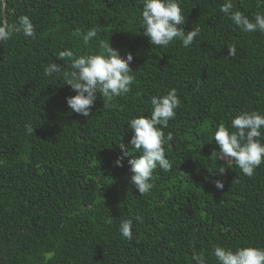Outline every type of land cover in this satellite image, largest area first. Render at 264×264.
I'll return each mask as SVG.
<instances>
[{"label": "trees", "instance_id": "1", "mask_svg": "<svg viewBox=\"0 0 264 264\" xmlns=\"http://www.w3.org/2000/svg\"><path fill=\"white\" fill-rule=\"evenodd\" d=\"M178 2L184 29H200L188 48L149 43L141 0H7L9 23L28 15L35 36L0 43V264H195L201 253L216 264L217 245L264 248V163L245 176L216 160L210 141L235 114L264 113V33L242 32L220 11L224 0ZM233 2L250 18L264 13L262 0ZM92 27L90 45L72 35ZM108 38L121 57L132 53L135 83L111 107L98 96L85 118L66 104L70 86L43 69L66 64L65 48L84 54ZM172 88L180 106L163 129L172 169L157 167L140 195L127 158L114 163L118 144L131 138L130 118L150 114V97ZM125 219L131 240L118 230Z\"/></svg>", "mask_w": 264, "mask_h": 264}, {"label": "clouds", "instance_id": "2", "mask_svg": "<svg viewBox=\"0 0 264 264\" xmlns=\"http://www.w3.org/2000/svg\"><path fill=\"white\" fill-rule=\"evenodd\" d=\"M141 4L140 26L152 46L167 47L179 40L183 47L188 48L200 35L199 28L189 31L184 29L186 17L178 0H141ZM220 11L242 32L264 33V13L257 12L250 18L234 7L233 0H224ZM98 31L97 27L86 32L77 28L72 35L87 46L97 37ZM18 34L34 38L35 26L32 20L28 15H20L15 22L9 23L7 0H0V43ZM227 47L228 56H236V45ZM57 58L66 61V64L49 62L43 69L44 75L51 77L55 74L63 78L64 83L75 93L65 97L68 108L85 118L90 116L98 96L102 98L103 106L111 107L113 100L129 93L135 83L134 71L130 67L132 53L128 52L121 57L119 51L111 46L109 38L107 41L100 40L95 51L76 54L65 48L57 53ZM150 105L149 115L134 116L127 121L131 138L127 144H118L121 155L114 161L117 166H123L127 158L131 184L140 195L152 189L153 172L157 167L165 173L172 169L163 145L165 139L171 142L173 136L169 132L165 137L163 129L177 115L176 109L180 106L177 90L172 88L164 94L151 96ZM29 131L33 132V129ZM211 136L210 141L214 140L219 146V150L214 149L211 155L216 160L233 162L245 176L252 177L255 170L264 163V113L241 111L231 118L229 125L218 124ZM219 171L223 173L224 168H219ZM212 183L217 189L222 190L224 187L220 179L212 180ZM135 219L140 220V217ZM106 223H112L111 216ZM132 226L131 219L121 221L118 229L120 235L131 240ZM212 255L216 264H264V248L251 245L235 248L217 245ZM194 260L195 264H205L202 253L196 255Z\"/></svg>", "mask_w": 264, "mask_h": 264}]
</instances>
